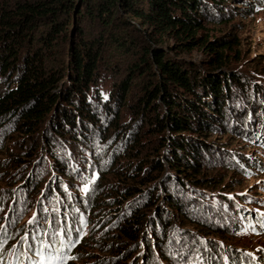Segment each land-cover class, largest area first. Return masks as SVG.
Here are the masks:
<instances>
[{"label":"rangeland","instance_id":"1","mask_svg":"<svg viewBox=\"0 0 264 264\" xmlns=\"http://www.w3.org/2000/svg\"><path fill=\"white\" fill-rule=\"evenodd\" d=\"M205 6L199 35L209 41L223 38L237 51L228 54L221 70L211 66L210 56L201 48L183 51L177 41L163 38L154 49H161L167 59L197 75L222 77L223 71L238 81L229 86L232 97L220 107L222 124L206 137L190 134L192 140L203 143L199 144L203 153L201 174L209 187L186 182L180 188L173 180L181 175L165 169L155 183L141 186L142 193L150 190L154 206L147 208L148 195H135L129 200L120 197L125 191L119 177L124 178L129 169L125 155L129 144L110 127L116 119L106 113L104 104L114 106L118 86L138 61L137 55L149 46L151 29L118 10L106 29L98 11L94 13L96 20L93 15L80 17L81 22L73 17L67 40L55 47L58 52H65L79 39L87 43L102 41L89 93L95 121L84 123L92 133L86 140L57 137L51 129L56 124L54 116V121L49 116L31 137L16 130L14 122L7 128L0 127V264H13L28 247L38 248L26 237L27 233L32 235L31 231L40 232L50 246L52 241L46 238L54 237L51 227L55 240L65 238L71 246L67 255L62 254L68 264H113L106 263V258L120 255L118 251H125L122 247L133 252L118 264H201L204 258L229 264L241 257L264 264V145L257 142L260 136H253L254 127L264 120V0H216L207 1ZM140 82L132 87L134 97ZM67 86L65 79L56 91H65ZM4 88L5 82L0 79V91ZM64 107L60 104L54 114L62 113ZM120 121L130 124L134 119L130 112L123 111ZM105 126L110 129L107 136L96 133ZM257 132L264 136V130ZM158 141H152L156 145L146 142L143 147L156 155ZM52 153L60 158L68 176L51 167ZM170 195L180 201V212L169 207ZM133 208L153 218L155 229L146 226V236L141 233L131 244L119 229ZM42 217L48 222L44 226ZM72 217L76 218L73 230L78 234L73 238L69 230H62L70 224H61ZM158 218L168 229H163ZM42 227L50 230L46 237Z\"/></svg>","mask_w":264,"mask_h":264},{"label":"trees","instance_id":"2","mask_svg":"<svg viewBox=\"0 0 264 264\" xmlns=\"http://www.w3.org/2000/svg\"><path fill=\"white\" fill-rule=\"evenodd\" d=\"M207 1L214 3L216 0H0V79L5 82L4 90L0 91V127L7 128L14 122L16 130H23L31 137L40 131V126L49 116H54L56 124L51 129L57 137L88 139L90 131L84 123L95 121L89 93L102 41L87 43L79 39L81 35H77L79 42H72L65 52L60 53L55 47L60 41L67 40L73 17L81 22L80 17L93 15L96 20L94 13L98 11L106 29L114 19L115 10L122 11L151 29L147 35L151 41L137 55L138 61L133 63L128 77L118 86L113 98L114 106L104 104L106 113H112L116 119L110 127L114 132L117 130L116 135L129 144L125 151L129 169L124 178L119 177L125 191L120 197L129 200L135 195H148L147 208L154 206L150 190L142 193L141 186L155 183L157 176L165 169L181 175L173 180L180 188L186 182L209 187L203 183L206 179L201 174L203 153L199 144L203 146V143L192 140L190 134L206 137L222 124L224 114L220 107L231 99V88H228L236 80L234 75H227L223 71L222 77L197 75L167 59L161 49H154V45L163 38L177 41V46H181L183 49L180 50L183 51L201 48L210 56L211 66L221 70L229 59L228 54L237 51L223 38L209 41L199 35L205 20L201 11L206 8ZM79 22L74 24L75 31ZM121 46L124 48L123 44ZM65 79L68 85L65 91L62 88L56 91L58 83ZM138 81H141V88L134 97L132 87ZM60 104L65 105V110L55 115ZM123 111L130 112L134 122L120 123ZM53 121L50 120L51 124ZM263 124L264 120L254 127L253 136H260L257 142L264 145V136L257 132L264 130ZM109 130L105 126V129H97L96 133L103 132L107 136ZM157 139L160 141L156 155L149 154L143 144H152ZM52 155L51 167L60 169L63 175L68 176L60 158L55 153ZM147 169L151 171L148 174ZM179 204L177 198L172 195L168 197V205L173 212L181 211ZM134 208L130 217L126 218V224L119 229L120 235L131 244L137 241L141 233L146 236V226H149L148 230L155 229L154 219ZM44 218L40 219V222H45L42 226L47 222ZM256 220L260 221L257 216ZM157 222L165 226L163 229H168L161 218ZM44 228L42 230L46 237ZM50 229L52 231L53 228ZM69 232L71 238L78 235L74 234V230ZM31 233L26 236L38 245L36 249L28 247L32 257H47L48 262L68 264L63 255L71 251V246L66 241L62 243L61 239L55 240V230L53 238H46L52 241L49 242L50 246L42 240L44 238L40 232ZM122 248L124 252L117 250L121 257L114 255L106 258V263L118 264V261L132 255L130 248ZM44 249L47 256L46 253L41 255ZM235 259L234 263L229 264H253L248 258ZM204 261L201 264H225L224 260L215 262L204 258Z\"/></svg>","mask_w":264,"mask_h":264},{"label":"bare ground","instance_id":"3","mask_svg":"<svg viewBox=\"0 0 264 264\" xmlns=\"http://www.w3.org/2000/svg\"><path fill=\"white\" fill-rule=\"evenodd\" d=\"M44 219H46V218H44ZM69 222L71 223V226H70L69 228H68V227L65 228L64 223H65V224H68ZM75 222H76V218H75V217L70 218L68 221H63V223H62V224L64 225V227H63V231L66 232V229L69 230V231H70V230H73V228H74V223H75ZM43 228H44V227H43ZM44 229H45V231H47L46 233H49V232H50V230L48 229V227H47V228H44ZM52 232H54L53 229H52ZM77 233H78V232H77ZM53 234H54V233H53ZM74 234H76V233H74Z\"/></svg>","mask_w":264,"mask_h":264}]
</instances>
